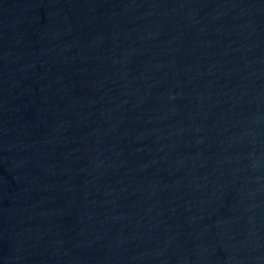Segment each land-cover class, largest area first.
<instances>
[{"label":"water","instance_id":"1","mask_svg":"<svg viewBox=\"0 0 264 264\" xmlns=\"http://www.w3.org/2000/svg\"><path fill=\"white\" fill-rule=\"evenodd\" d=\"M0 264H264V0H0Z\"/></svg>","mask_w":264,"mask_h":264}]
</instances>
